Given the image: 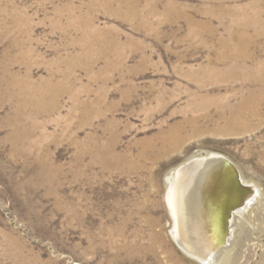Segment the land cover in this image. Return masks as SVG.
Masks as SVG:
<instances>
[{
	"label": "rangeland",
	"instance_id": "374dc122",
	"mask_svg": "<svg viewBox=\"0 0 264 264\" xmlns=\"http://www.w3.org/2000/svg\"><path fill=\"white\" fill-rule=\"evenodd\" d=\"M260 23L264 0H0V264H204L170 202L199 161L256 187L223 262L264 264V103L230 125Z\"/></svg>",
	"mask_w": 264,
	"mask_h": 264
},
{
	"label": "bare ground",
	"instance_id": "6f19581e",
	"mask_svg": "<svg viewBox=\"0 0 264 264\" xmlns=\"http://www.w3.org/2000/svg\"><path fill=\"white\" fill-rule=\"evenodd\" d=\"M252 23L257 24L256 21L253 22L246 19L241 23V42L239 47L236 46L233 50L237 56L243 54L241 50L247 46L243 41L247 42L249 40H247V33ZM261 25L264 24L260 23ZM246 58L248 59L249 57L244 56V61H246ZM256 81L264 85V76L257 78ZM263 103L264 87L251 90L242 106L238 109V113H234L233 117L231 115L230 125L242 124L247 115L253 117L258 115ZM212 163L216 164L217 162L211 161L210 164L209 162H203V165H198L196 170H192L195 165L191 168L189 167V169L182 167L172 188L170 202L176 223L175 235L176 233L178 234V243L183 249L204 261V264H224L226 252H224L223 248L226 243H230L229 238L232 232L233 217L238 213H242L243 216L248 213L247 210L259 202L260 196L256 193L254 184L246 181L238 171L241 184L251 187L253 191L247 195L244 205L231 213V218L228 222L229 236L226 242L221 241L223 222H225V207L230 202L228 201L230 197L235 195L236 192L241 193V191L234 179L233 171L226 169V161L222 164L217 163L224 165V167L214 174H211L209 169L210 167L213 168Z\"/></svg>",
	"mask_w": 264,
	"mask_h": 264
},
{
	"label": "water",
	"instance_id": "95a60500",
	"mask_svg": "<svg viewBox=\"0 0 264 264\" xmlns=\"http://www.w3.org/2000/svg\"><path fill=\"white\" fill-rule=\"evenodd\" d=\"M199 162H195L194 164L197 165L199 164ZM226 169L233 171V176L234 179L238 185V187L240 188L241 193L236 192L235 195H232V197H230V202H228L227 206L225 207V215H224V225H223V231H222V239L221 241H225L229 236V230H228V222L231 218V213L240 208L241 206L244 205L245 201L247 200V195L251 194L253 190H251V187H247L241 184L240 181V174L238 172V170L235 168L233 163L227 162L226 163Z\"/></svg>",
	"mask_w": 264,
	"mask_h": 264
}]
</instances>
